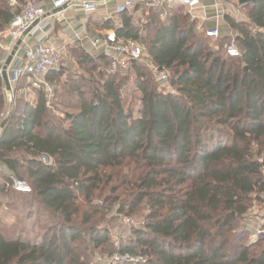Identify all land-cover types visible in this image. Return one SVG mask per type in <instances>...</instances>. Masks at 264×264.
<instances>
[{
    "label": "trees",
    "instance_id": "1",
    "mask_svg": "<svg viewBox=\"0 0 264 264\" xmlns=\"http://www.w3.org/2000/svg\"><path fill=\"white\" fill-rule=\"evenodd\" d=\"M175 4L166 17L148 15L154 20L145 25L154 30L148 60L171 71L173 89H161L139 60L126 73H113L108 55H93L77 42L68 49L78 47L81 62L106 69L89 94L72 87L76 111L56 121L42 90L13 107L0 131V160L18 177L28 176L32 192L60 221L41 241L0 229V264H86L79 244L83 231L75 223L78 196L94 194L102 169L126 163L141 170L132 206L147 199L149 214L146 225L113 251L143 260L119 264H264V231L248 241L252 231L241 225L264 193V0L244 5L250 25L226 16L238 32L237 57L205 47L196 19ZM144 5L120 14L119 25L109 19L101 26L141 44L134 14ZM20 11L11 0H0V29ZM130 79L140 92L137 113L123 94ZM22 83L30 86L21 81L15 99ZM4 104L0 77V112ZM17 151L26 157H16ZM44 155L53 162H44ZM7 193L0 185V197ZM82 220L88 224L91 217L86 213ZM86 233L95 248L110 243L106 228L92 226Z\"/></svg>",
    "mask_w": 264,
    "mask_h": 264
},
{
    "label": "rangeland",
    "instance_id": "2",
    "mask_svg": "<svg viewBox=\"0 0 264 264\" xmlns=\"http://www.w3.org/2000/svg\"><path fill=\"white\" fill-rule=\"evenodd\" d=\"M162 7L158 9L150 4H145L142 9H139L134 15V23L141 30V44L145 48V55L147 56L148 37L152 36L154 30L153 27L145 28L146 23L150 20H154V17L150 19V14L159 13L162 16L164 9L169 11L171 7L176 5L171 0H161ZM221 6L225 9L221 13L220 19L216 18L217 23L215 26L219 27L220 34L217 38L208 37L206 32L200 31V24L203 25V29L208 28L211 22L201 23V20L195 17L192 13L191 18L194 17L197 22L196 29L201 35L200 39L203 45L209 49L219 51L221 55H226V49L228 46L236 45V36L238 32L234 30L227 21V17H230L238 23H244L250 25L248 18V11L244 5L239 3V0H219ZM183 13L187 12V6L182 8ZM153 16V15H152ZM208 17L213 16L212 11L207 13ZM163 17V16H162ZM159 21V18L156 17ZM117 21L120 22L119 17ZM222 21V23H220ZM205 23L208 25L206 26ZM220 23V24H219ZM116 25V23H115ZM78 45L77 43L74 46ZM237 46V45H236ZM82 52L77 47L73 51L67 49L64 52L61 65L57 68V73L52 79H48L46 76V82L48 86L43 85L40 88L28 86L22 83L21 89L17 91L16 99H10L5 94V104L0 112V131L2 124L9 116L13 107L19 103L20 100H33L37 97L39 90H42L47 95L48 106L51 115L56 121L64 119L67 112L76 111L71 105L76 103L77 94L72 87L77 86L80 89L85 90L88 94L94 87L100 85V71H104L106 68L99 67L100 62L87 63L81 62ZM140 64L148 69L153 77L155 83L159 85L161 89L171 90L170 79L172 76L171 71L167 70L168 83L161 84L158 79L152 63L148 60V56L140 61ZM23 82L25 79L22 80ZM126 86L123 89L127 107L132 108L136 113L141 107L140 92L137 90L131 79L125 81ZM15 99V100H14ZM68 105L70 107H68ZM65 125L67 122H63ZM261 149V146L254 145V150L257 152ZM264 150V149H262ZM15 156L20 159L26 157V153L23 151L15 152ZM0 160V164H2ZM141 170L133 164L115 166L102 169L103 180L100 186L95 190L94 194L90 197L84 195L78 196L79 213L75 218V223L83 231L79 244L81 245L83 252V259L86 264H117L113 261L115 249H119L126 240L132 237L134 229L142 228L147 223V216L149 214L148 201L145 199L136 207L132 206L134 199L136 198L138 187L136 180ZM25 179L28 176L21 174ZM262 200H255L251 203L249 212L245 218L241 221V225H249L251 233L247 238L248 241L258 239V229L264 231V193L261 194ZM8 205L9 209L6 211L2 207ZM88 214L91 217V222L85 224L82 220L84 214ZM60 219L58 214H54L49 211L42 203L41 199L35 194H23L8 191L7 194L0 197V229L10 234L14 231L15 236L20 235L23 237H32L37 241H41L43 235L51 228L59 223ZM92 226H97L101 229H108L110 231V243L105 248H95L90 244L86 230ZM264 247V243L261 244V248Z\"/></svg>",
    "mask_w": 264,
    "mask_h": 264
},
{
    "label": "built area",
    "instance_id": "3",
    "mask_svg": "<svg viewBox=\"0 0 264 264\" xmlns=\"http://www.w3.org/2000/svg\"><path fill=\"white\" fill-rule=\"evenodd\" d=\"M52 3V9L46 7V2ZM37 2L36 0H26L22 5L17 0H11L13 5L21 6V11L14 20L5 29H0V77L3 80L4 91L10 99L15 95L16 86L23 80L27 81L33 87L40 88L43 85L48 86L46 82L47 74L57 69L63 60L65 48L63 44L49 32L52 25L51 18L68 8L75 6L81 7L85 12H92L98 9L100 3L94 0H47ZM175 3L187 6L188 11L194 14L196 8L201 5V0H171ZM212 7L215 9L216 18L220 19L221 13L225 9L219 3V0H212ZM161 0H121L115 7V14L119 16L122 13L135 12L137 4H150L156 9L162 7ZM103 4H107L104 1ZM168 11L164 9L163 17H166ZM217 21V20H216ZM200 31H205L208 37H219L220 30L217 26L203 29V25L198 27ZM33 41V42H31ZM92 45L100 49V54L108 55L112 60L110 71L113 73H126L133 60L145 58V48L134 39H125L118 37L114 29L99 33L92 39ZM18 46V50L12 58L11 64L7 69L11 89L8 90L3 79V71L9 56ZM226 54L231 57H237L241 54L240 49L232 44L227 47ZM154 67L157 79L161 84L168 82V74L160 68ZM44 162L52 163L53 159L49 156H42ZM0 185L7 191L29 194L32 192L31 184L24 178L18 177L6 164H0ZM8 210V205L2 207ZM258 229V235L262 232ZM141 256H134L130 253L116 252L113 261L117 264L130 261L140 262Z\"/></svg>",
    "mask_w": 264,
    "mask_h": 264
},
{
    "label": "crops",
    "instance_id": "4",
    "mask_svg": "<svg viewBox=\"0 0 264 264\" xmlns=\"http://www.w3.org/2000/svg\"><path fill=\"white\" fill-rule=\"evenodd\" d=\"M76 1L79 2L81 0ZM94 1L100 3V6L95 11L87 13L81 7L75 6L51 18L52 25L50 26L49 32L58 38L61 44H63L65 51L78 42L91 54L99 55L100 49L94 47L91 41L99 33L108 30L101 25L104 21L109 19L113 20L116 25H119L117 21L118 16L115 14V7L121 0ZM104 1H107V4H103ZM173 2L175 3V1ZM212 4V0H201V5L196 8L193 14L195 17L199 18L203 24L204 22H211L209 27L215 26L217 23L215 20L216 12ZM46 7L49 10L52 9V3L47 1ZM210 11H212L213 16L208 17L207 13ZM206 23L205 25L208 26ZM220 23H222V21H220Z\"/></svg>",
    "mask_w": 264,
    "mask_h": 264
},
{
    "label": "water",
    "instance_id": "5",
    "mask_svg": "<svg viewBox=\"0 0 264 264\" xmlns=\"http://www.w3.org/2000/svg\"><path fill=\"white\" fill-rule=\"evenodd\" d=\"M256 1H259V0H239V3L241 5H248L250 3H253V2H256ZM18 50V46L15 47L14 51L12 52V54L9 56L8 60H7V63H6V66L4 68V71H3V79L5 81V84H6V87L8 90L11 89V85H10V82H9V77H8V72H7V69L8 67L10 66L11 64V61H12V58L13 56L15 55L16 51ZM160 70H162L160 68ZM4 125V123L2 124V126Z\"/></svg>",
    "mask_w": 264,
    "mask_h": 264
}]
</instances>
